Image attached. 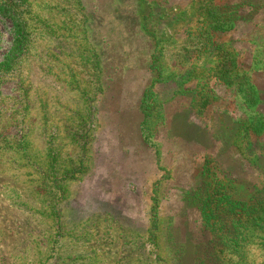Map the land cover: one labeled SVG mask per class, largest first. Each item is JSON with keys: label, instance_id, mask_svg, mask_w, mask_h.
I'll list each match as a JSON object with an SVG mask.
<instances>
[{"label": "rangeland", "instance_id": "obj_1", "mask_svg": "<svg viewBox=\"0 0 264 264\" xmlns=\"http://www.w3.org/2000/svg\"><path fill=\"white\" fill-rule=\"evenodd\" d=\"M196 183L264 211V0H0V264H264Z\"/></svg>", "mask_w": 264, "mask_h": 264}, {"label": "trees", "instance_id": "obj_2", "mask_svg": "<svg viewBox=\"0 0 264 264\" xmlns=\"http://www.w3.org/2000/svg\"><path fill=\"white\" fill-rule=\"evenodd\" d=\"M222 14H223L222 12H218L217 7H215V5L212 2H210L209 4L207 3L205 10L200 15V23L204 27L203 33H205V35L207 34L206 31L208 33L209 31L210 32H221V31L229 32V26H225L224 24L227 22V20L229 21L228 17L231 14L227 18L221 20L220 17ZM225 15H228V14L226 13ZM220 22L223 23V25L225 26V29L218 27ZM15 41H18L17 38H15ZM225 79L226 78H223L222 81H225ZM247 88L252 90V94L254 92L255 95L258 96L257 93L259 92L257 91L256 88H255L256 91L251 86ZM143 100L144 99H142L140 103H142ZM245 106L247 109L249 108L247 104H245ZM140 108L143 112V108L141 106ZM145 117L146 115L143 117L140 123V126H141L140 130L145 124ZM257 123L258 122L255 121L254 124H257ZM217 183L220 184L221 180L217 179ZM193 186L191 187L193 188ZM192 188H189V190H183V192L181 190V195L183 197L186 196V198L191 199V201H194L193 207L196 209L197 212H199V220L194 222L195 234L198 235V233L196 232L199 230V228L202 227L203 232H205L204 235H207L208 233L209 235H211V237L215 236L214 238H212V240H209L207 244L216 242L215 240V238H217L216 236H219L218 239L220 241H223L227 238V235H228L227 233H230L228 230H233V229H237L238 227H243L240 224V221L238 218L240 216L250 217L251 222L250 221L248 222H250L252 225L257 224L258 222L262 223L261 216L264 215V211L263 212L259 211L261 210V208L258 209L257 204L249 203V204L243 205L237 202H233L229 199V197L221 194L218 191H215L214 189L209 190V191L204 190L203 194H201L199 183H196L195 187L193 189ZM186 208H189V207H185L184 211L186 210ZM260 213H262V215H260ZM226 226H228V229H225ZM201 255H206V254L202 253Z\"/></svg>", "mask_w": 264, "mask_h": 264}]
</instances>
